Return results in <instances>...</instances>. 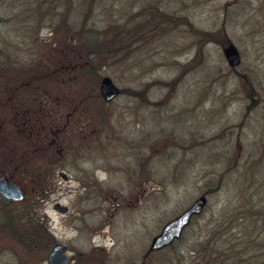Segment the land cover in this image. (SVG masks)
<instances>
[{
	"label": "rangeland",
	"instance_id": "rangeland-1",
	"mask_svg": "<svg viewBox=\"0 0 264 264\" xmlns=\"http://www.w3.org/2000/svg\"><path fill=\"white\" fill-rule=\"evenodd\" d=\"M32 1H40L43 18L61 16L72 29L83 21L104 26L132 16V26L140 24L144 34L119 57L124 51L109 47L111 59L97 71L120 94L105 104L61 53L76 61L80 55L93 69L90 49L68 36L73 43L57 53L54 72L55 64L39 52L47 42L23 26L36 22L31 0H0V38L18 50L13 58L42 62L35 83L24 89L25 102L14 87L3 95L8 112L3 108L1 136L11 140L20 161L10 170L0 153V175L17 180L23 197L7 206L0 196V264H49L55 244L65 246L61 253L69 264H203L204 254L210 260L227 243L243 255L241 230L246 226L254 238L264 221L256 225L246 214L233 227L226 218L241 215L251 192L264 195V178H250L247 200L241 193L247 186L236 184V176H249L258 162L264 175V0ZM37 35L48 40L49 25ZM222 40L238 51L235 69ZM249 96L257 104L245 113ZM30 129H44L56 145L47 153L64 172L32 148ZM29 165L34 173L26 172ZM205 192V209L192 218L177 251L144 257L164 223Z\"/></svg>",
	"mask_w": 264,
	"mask_h": 264
},
{
	"label": "trees",
	"instance_id": "trees-1",
	"mask_svg": "<svg viewBox=\"0 0 264 264\" xmlns=\"http://www.w3.org/2000/svg\"><path fill=\"white\" fill-rule=\"evenodd\" d=\"M11 1H19V0H11ZM39 2L40 1L33 2L32 0L30 2L31 4L30 6L33 7L34 15H36V22H30V21L25 22L24 21L23 26L24 28L30 30V33L33 34V37L36 40L38 39V41H41L42 43H43V40H45L44 41L45 43L47 42V47L45 48V51L41 47L39 48L40 55H42L46 59L45 61L47 63L50 62V63H53L54 65L55 64L54 62L58 61L61 57L60 56L58 58V55H57V53H59V50L61 49L63 50L65 49L66 46H68V44L71 45L73 43L72 41L70 43L68 42V39H69L68 36L72 37L75 43H77L82 48V50L90 49L96 56L95 59L91 60V66L93 67V69L86 68L85 66L86 64H84V60H83L84 58L81 57L80 55L78 56V59L76 61V59L72 57L73 56L72 54L64 53L62 51L61 53H62V56L63 54H65L66 56H64V58L69 60L70 65H73L71 66V68L73 69L75 68V70H77L75 71L76 75L83 82H85L87 86L88 84L92 85L91 91L93 92V94L97 95L100 98V100H102V103L107 104L101 97L100 92H99V86H98L100 79L104 75L99 74L97 70L98 68H102L103 66H105L106 63L110 61L112 51H109L110 49L109 47H112L113 51L123 50L124 51L123 53L118 54V57H119L123 55L126 52V50L129 49V47L136 46V45H133V43L135 42L133 40L137 39L141 31L140 28H142L141 25L135 23V25L132 26L131 22L133 20V17L131 16L127 20L122 19V18H121L122 20L119 18L116 21L112 20L104 26H95L92 23L85 24V22L83 21L81 23H78L76 26H73V29H72L71 26L69 25L71 24L70 22H64V23L62 22L63 18H61V16L57 21H55L53 18H47V17L43 18L42 14H44L45 12H43V10L40 9L38 5H36ZM147 6L149 7V9L153 8L152 4H148ZM89 12L90 10H88V13ZM17 15L18 13L16 12L14 16H17ZM85 16L88 17L89 14ZM42 20L44 22H42ZM54 21L55 23H52ZM41 23H43L42 25L46 24V25H49L50 27V33L52 36L48 40L43 39V38L39 39L37 35L38 28L42 26ZM81 25H83V27ZM147 27H149V25H147ZM70 28L72 30H69ZM141 33L144 34V32L142 31ZM87 35L91 36L90 40H87L85 38ZM107 41H109L108 44L111 45V46H108V48H106ZM228 43H230L229 40L221 41L222 46H225ZM16 51L18 50L14 47L13 44L10 45L9 42H6V39L0 38V153L3 157V162H4L3 164L5 165L6 168H9V169L13 167L14 162H16L14 166L19 165L20 156L16 154L15 148L11 147V140L7 141L6 135H5L6 137L4 138H2L4 135L1 136V134L5 132L3 129V126L6 122L4 120L5 117H4V114L2 113V110H5L7 108L6 106L2 107V104H5L3 95L6 93H11V90L14 87L15 90H13V92L18 91L19 92L18 94L22 93V101L25 102L26 100L23 99L24 97L23 95L25 94L24 89L26 85L35 83L34 81L36 80L35 76L38 75L41 72L40 69H42L41 60H37L41 58H34L35 59L34 61L28 62L26 64H23V63L19 64L20 62L18 63L15 60L16 58H13L14 57L13 55ZM56 69H59V68L55 64L52 70L54 71ZM231 69H235V68H231ZM10 97H9V100H10ZM256 100L257 99L255 97L249 96V101L247 102V105L245 106V113H248L250 109L254 108V106L257 104ZM7 112L8 111L6 109V113ZM8 118H9V114H8ZM108 118L109 116L107 115V113L103 112L102 116L100 117L101 119L100 122H103V124H105L106 121H108L107 120ZM45 120L46 118L44 119V121ZM44 125L45 123H43V126ZM60 128L62 127L57 125L56 129H58V131ZM52 131H56V130L52 128L51 133ZM44 133H45L44 129L38 131V133H34L33 130L31 131V133H27L30 138V143L33 146L32 148L34 150L39 149L43 153V156H46L47 159H49L48 162L53 166V168L56 167L58 169L64 170V164L63 163L59 164L60 162L54 159L52 160L53 156L47 153L48 150L52 148L53 145L54 146L56 145L54 144L53 141L49 140L48 137ZM56 133L54 135H56ZM49 141L51 142L49 143ZM55 155L57 156L58 154L56 153L54 154V156ZM50 159L52 161H50ZM45 160L46 159H43L41 163H44ZM29 167H32V169H29V171H26V172H28L29 174L34 173V170H33L34 166L29 165L27 168ZM252 168L253 169H251L252 171L249 176H247L245 171L240 172L239 175L236 176V184L240 180V186H247L245 189H243V191H241L242 197L245 196L246 200L249 198V196L246 193V190L249 189L248 184L251 181L250 178L253 180L256 177L264 178V175H261V172H260L262 166L259 165V162L255 164ZM10 170L6 171L5 174L8 173V175L14 177L10 173ZM241 178H243V180ZM14 181H17V180L14 179ZM220 183H221V179L218 180V182L216 183V185L213 186L212 189L213 190L218 189L221 185ZM240 190H242V188H240ZM263 192H264V188H263ZM251 197H253V199L250 198L247 202V205L245 207L241 206L242 209H239L241 211V215L239 216L228 215L227 216L226 224L228 223V226L231 225L233 227H236L239 223V220L244 221L245 219L244 216H246V214H248L251 218L256 217L255 219L256 225L258 221H261V222L262 220L264 221V218L262 217V214L264 213V195L260 194L259 192L253 191L251 192ZM3 201L8 206L10 201L12 200L5 199ZM205 206H204V209H205ZM204 209L202 210V212L204 211ZM6 213L8 214L7 216L10 217L11 214L8 213V211H6ZM201 213H199L198 215H200ZM251 218L247 219V221H251L250 223L252 224L253 220ZM191 221H193V219H191L190 222ZM250 235H251L250 231L246 226H245V229L241 230V234L239 235V237L243 238V241H242V243H244L243 255L241 254L242 252L236 253L234 250V247L233 246L232 248L229 247L230 244L227 243L223 247V251H220V249H218V251L216 250L212 254V258L210 260L207 257L205 258V254H204L203 255L204 258L202 257L203 264H209V263L244 264L246 263V261L250 264H264V229H262L261 233L259 235L257 234L256 237L254 238H253V235H251L252 238ZM182 236H183V233L179 238L173 240L170 244L160 249L153 250V251L151 250L147 252V255L145 254L144 257L148 256V254L152 252H162L163 251L165 252V254H170V255L173 254L174 251H177L178 244L181 242Z\"/></svg>",
	"mask_w": 264,
	"mask_h": 264
},
{
	"label": "water",
	"instance_id": "water-1",
	"mask_svg": "<svg viewBox=\"0 0 264 264\" xmlns=\"http://www.w3.org/2000/svg\"><path fill=\"white\" fill-rule=\"evenodd\" d=\"M222 52L227 64L230 67H235L239 63L240 57L238 51L232 43L225 45L222 49ZM99 92L105 101H110L115 96H117L119 90L112 82L110 77L103 76L99 82ZM0 195L7 199L14 200L21 199L23 196L19 187L6 176H0ZM205 204L206 196L205 194H201L178 215L166 221L161 227L160 231L151 238L148 251L161 248L170 244L174 239L179 238L183 228L188 224L191 216L193 214H199ZM57 207H60L61 210L66 209L62 206ZM64 250V245H53L52 249L47 255V262L49 264H69L65 258V255L61 253V251Z\"/></svg>",
	"mask_w": 264,
	"mask_h": 264
}]
</instances>
